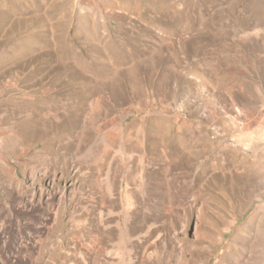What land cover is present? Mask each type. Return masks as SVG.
I'll return each instance as SVG.
<instances>
[{
  "label": "rangeland",
  "instance_id": "374dc122",
  "mask_svg": "<svg viewBox=\"0 0 264 264\" xmlns=\"http://www.w3.org/2000/svg\"><path fill=\"white\" fill-rule=\"evenodd\" d=\"M0 264H264V0H0Z\"/></svg>",
  "mask_w": 264,
  "mask_h": 264
}]
</instances>
